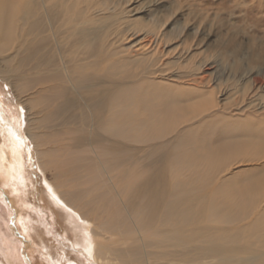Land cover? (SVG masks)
Listing matches in <instances>:
<instances>
[{
    "label": "bare ground",
    "instance_id": "1",
    "mask_svg": "<svg viewBox=\"0 0 264 264\" xmlns=\"http://www.w3.org/2000/svg\"><path fill=\"white\" fill-rule=\"evenodd\" d=\"M135 1L0 0V183L28 248L8 264H264V51L246 71L221 41L219 77L198 30L132 19ZM33 161L48 216L82 239L60 233L57 256L21 197Z\"/></svg>",
    "mask_w": 264,
    "mask_h": 264
},
{
    "label": "rangeland",
    "instance_id": "2",
    "mask_svg": "<svg viewBox=\"0 0 264 264\" xmlns=\"http://www.w3.org/2000/svg\"><path fill=\"white\" fill-rule=\"evenodd\" d=\"M111 1L118 2L120 0ZM135 6L140 10L135 15L134 13H130L132 19H138L140 22L146 21L149 23L151 20L152 11L157 9L161 12L157 17L160 19L164 18L168 12L173 14L171 25L167 27V30L171 29L174 25L175 27L178 26L181 29L184 27V35L189 40L194 37V33L198 30V40L195 41L194 44L198 43L199 40H204V42L201 43L202 45L196 46V49L200 47V58H203L205 61L211 59L208 61L211 63L216 61L217 63H220L218 66H216L218 67L217 73L219 77L221 75L225 76V78L229 77L230 71L228 69L231 66L228 63L230 60L228 59V61H225L222 58V54L220 55L222 52V48L219 46L221 41L226 44H229L230 42L234 43V45L230 43V46H228V48L231 50L235 45H240V48L243 50L242 55L245 57L243 60H241V63H243V66L248 67H246V71L247 69H250L248 64L250 63V58L248 57V54L252 53L253 51H264V0H136L133 7ZM146 8H148V10ZM150 9L153 10L151 11ZM236 58L237 57L235 56L230 57V59L233 61L239 59ZM219 66H221L222 69ZM259 69L262 68H255L254 72L256 73V71H259ZM204 75L210 76L208 79L209 81H212L210 82L211 86L215 89L216 83L213 82V76L209 75V73H204ZM261 79L264 81V78L261 77ZM234 81L239 82L240 80L237 78ZM235 82L230 80V83L233 87L235 86L233 85ZM239 89L242 91L246 90V86L240 83ZM0 90L2 97L5 96V102L7 100L11 103H14V105L16 104V99L14 98L13 92L2 81H0ZM263 96L264 94L262 93V97ZM0 110H2L1 104ZM15 112L16 113L13 111L11 114L13 118L18 117V111ZM8 115L10 116V113H8ZM30 147V149H32V146ZM35 162L36 161H33L34 164L31 162V165H29L30 162L28 163L31 179L29 182V188L24 189V193H22L21 197L25 198V202L28 203L30 207L34 209H42V214L40 213V215L36 216V219L39 221L41 220L43 225L39 224L41 226L38 227L37 224V230L33 226L35 229H33L35 232L33 233L34 240L38 241L39 244L43 243V245H47L48 247L51 246V243L54 245L56 244V246L52 247V251L54 250L53 254L55 253L57 256V250L60 249L63 242V239L59 236L60 233L67 236L68 238L70 237L69 239L75 242H78L80 238L76 237L75 232H73L71 228H66L62 218L60 220V224H58L59 222L57 218L55 219L54 217L53 219L52 215L51 218L48 216V214L51 213L49 212L50 210L48 209V206H46V202L44 201L45 197H47L46 188L44 185L45 179H43L44 177L42 178V176L38 175V167ZM54 176L55 175L51 173L47 174V177L50 181L54 180ZM9 186H11V183L8 185V187L0 183V264L9 263L7 259L9 252L11 255L10 258H16L15 252H20L19 255L21 256L27 251L26 249H28L25 248V243L21 239L23 236L22 232L17 228V221L14 219L16 217V213L15 211L13 212V209L6 201V198H9L8 192H6L10 190ZM10 200L13 199L10 198ZM60 212L62 213L63 211ZM13 214L15 216H13ZM40 216L41 218L39 219ZM61 223H63V225ZM66 229H69L70 233ZM72 255H70V259L72 261L74 260L80 264H88L86 258L80 257V255L75 253H72ZM76 258H79V260H76ZM63 262H65V260ZM33 263L53 264V262L43 261L39 252H35L33 255Z\"/></svg>",
    "mask_w": 264,
    "mask_h": 264
}]
</instances>
